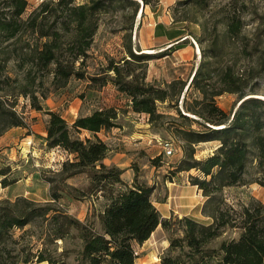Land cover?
Segmentation results:
<instances>
[{
    "label": "trees",
    "instance_id": "16d2710c",
    "mask_svg": "<svg viewBox=\"0 0 264 264\" xmlns=\"http://www.w3.org/2000/svg\"><path fill=\"white\" fill-rule=\"evenodd\" d=\"M141 1L153 8L151 0ZM27 5V0H0V90L16 84L18 95L27 96L32 109L47 115L46 147L73 154L56 172L59 180L85 174L89 184L86 190L66 185L69 195L80 199L100 193L105 205L94 221H81L54 208L61 196L53 188L50 201L45 204L25 197L0 201V264H134L138 258L136 246L145 242L158 226L167 233L168 241L159 256L160 264H264V204L254 197L233 204L223 195L227 187L252 182L264 186V99L245 97L255 94V81L264 74V57H258L257 67L244 65L239 71L234 62L222 63L221 54L226 40H239V47L243 46L240 52L246 59L253 54L242 44L247 40L242 16L247 8L245 2L239 5L238 0H229L220 19L222 32L215 28L211 40L202 47L204 60L187 85L199 96L189 103L183 97V110L192 116L176 107L181 121L166 126L183 152L175 171L195 169L199 173L190 175L189 182L205 198L200 212L208 222L186 215L162 217L151 199L152 186L139 181L136 173L129 184L121 177L123 169L104 163L110 148L97 133L116 126L114 107L79 115L70 124L60 113L44 109L40 102L45 98L43 92L36 94L44 78L54 89L65 87L73 77L86 78L89 85L97 87L110 80L117 91L129 98L132 111L147 115L151 129L157 131L165 118L157 103L170 101L177 105L186 80L173 79L164 86L147 82L146 65L151 54L139 48L135 52L130 33L123 36V55L119 60L105 56L102 75L89 74L83 68L99 15L116 7L132 9L135 15L138 1L42 0L23 17ZM185 39L167 49L183 47ZM9 62L22 70L21 81L7 74L1 76ZM108 72L113 73L110 79ZM225 92L237 94L240 101L230 112L215 101ZM7 101L0 98V135L12 127H27L15 106ZM82 132L89 136L81 137ZM208 141H216V148L203 158H195V146ZM157 160L152 158L151 163L155 165ZM1 184L6 186V180L2 179ZM36 220L45 223L43 247L13 254L8 244L17 243L21 237H15L16 229L23 230ZM58 241L63 242L60 251Z\"/></svg>",
    "mask_w": 264,
    "mask_h": 264
},
{
    "label": "rangeland",
    "instance_id": "374dc122",
    "mask_svg": "<svg viewBox=\"0 0 264 264\" xmlns=\"http://www.w3.org/2000/svg\"><path fill=\"white\" fill-rule=\"evenodd\" d=\"M41 1L27 0L28 5L23 17L37 7ZM86 1L76 0V3ZM137 1L138 10L135 15L132 9L119 7L99 15L98 29L83 68L89 74L102 75L105 56H112L119 60L123 55V36L130 33L134 51L137 52L136 49L139 48L141 52L151 54L146 65L147 82L156 86H164L173 79L186 80L187 84L177 105L170 101L157 103L158 111L165 114V118L161 121L163 125L159 126L157 131L151 129L147 115L132 111L129 98L117 91L110 80L104 86L97 87L94 84L89 85L86 78L73 77L65 87L54 89L48 79L44 78V83L38 87L36 94L43 92L45 98L40 99V102L44 109L60 113L70 124L75 119V115H84L99 108L114 107L117 111V118L116 126L108 130L110 137L106 141L109 148L128 154L131 159L129 167L133 174L136 173L139 181L151 184L149 185L153 187L151 199L161 216L180 218L186 215L201 222H208L209 219L200 212L205 198L199 193L197 187L189 182L190 175L195 176L199 173L195 169L175 171L176 165L183 157V152L180 143L166 129V126L178 124L181 121L176 114V107L183 114H187L183 110L184 96H186L187 103L199 96L193 87L187 88V85L194 71L204 60L202 47L213 37V30L216 28L218 32H222L220 19L229 7L227 6L229 0H151L152 9L151 5H144L141 0ZM242 1L247 6L242 14L245 23L244 34L247 40L242 44L247 45L248 50H251L253 54L246 59L240 52L243 46L239 47V40L235 43L224 41L221 53L223 54L222 63L234 62L239 71L244 68V65L251 64L257 67L258 57H264V0H238V4L240 5ZM158 19H160L159 23ZM178 32H183V35L172 40L173 43L168 42ZM183 39H185L183 47L170 51L167 49L172 44L182 42ZM4 74L20 81L23 78L22 70L15 68L12 62L7 64L1 76ZM112 75V72H108L106 76L110 79ZM253 92L255 94L245 97L254 95L264 99V74H259L257 77ZM0 98L7 99V103L13 104L14 109L24 118L27 127L20 128H27L26 133L29 132V128L30 130L33 128V132L36 135L39 134L47 115L32 109L29 105V98L18 95L16 84L10 85V88L4 91L0 90ZM215 101L218 107L226 112L235 109L240 103L237 94L227 92L216 96ZM116 127L120 129L116 131ZM119 131L120 135L124 136L123 138H127L122 147L118 146L115 141ZM84 136H89V134L82 132L81 137ZM22 138L23 135L18 132L17 127L9 128L0 135V172H2L0 174V201L13 202L18 197H25L38 204H45L50 201V190L53 188L59 190L61 196L53 204L54 208L66 211L81 221L86 219L94 221L97 212L105 205V200L100 193L87 194L85 197L75 199L69 195V188L66 186L86 190L89 184L86 175L79 174L66 181H60L56 172L67 158L56 150L59 148L46 147L43 149L41 145H35L37 148L35 155L32 151L25 153L24 150L33 144L31 140L21 143ZM160 140L172 142V154L163 153L158 143ZM216 145V141L199 143L195 146V158H203L212 153ZM151 157L158 158L155 165L151 163ZM122 161H126V156ZM2 179L6 180V186L1 184ZM223 195L228 202L233 204L238 201L246 202L251 197L264 204V186L256 182L227 187L223 190ZM44 224L41 220H36L23 230L16 229L15 237L20 235L21 237L17 243L8 244L13 254L20 250L35 251L42 248L41 237ZM229 235L234 236L233 233ZM166 236L167 233L158 226L145 242L136 246L138 258L134 264H160L159 256L168 245ZM56 245L60 251L63 242L58 241ZM48 246L53 247V245Z\"/></svg>",
    "mask_w": 264,
    "mask_h": 264
},
{
    "label": "crops",
    "instance_id": "0c3cea01",
    "mask_svg": "<svg viewBox=\"0 0 264 264\" xmlns=\"http://www.w3.org/2000/svg\"><path fill=\"white\" fill-rule=\"evenodd\" d=\"M157 22L159 23L160 22V19L157 20ZM163 23V22H162ZM163 25V24H162ZM169 29V28H167ZM166 30V29H164ZM163 30V33H165V31ZM180 35H176L174 36L172 39H167L168 42L170 43H173L172 40H175L176 38H178ZM75 104V103H74ZM79 107V105L77 106ZM51 110V109H50ZM89 114V113H87ZM77 116L75 115L74 118H76ZM18 129V132L21 133L23 135V138L21 139L23 143L25 140H31L32 142V146H28L26 150H24V152H29L31 153V151L34 153V155L36 154L37 152V148L35 147V145H41V148H45L46 149V132H45V128H44V124L39 132L38 135H36L34 132H33V128H29V132L26 133L27 131V128H20V127H17ZM116 131H118L120 128L119 127H116ZM26 133V134H25ZM112 133V132H111ZM109 134H110V131H100L97 133V135L102 139L104 140L106 143L109 139ZM124 137V136H123ZM121 135H120V131L119 133L117 134V136L115 137V141L118 143V146H121L125 144L126 142V139L127 138H123ZM121 143V144H120ZM108 144V143H107ZM109 146V144H108ZM58 152H60L61 154H63L65 156V158H72L73 157V154H68L67 152L63 151V150H60V149H56ZM126 156V161H122L123 157ZM152 158V157H151ZM131 161V159L129 158L128 154L126 153H120L119 152H116V151H113L112 149L109 150V153L107 155V157L104 159V163L106 164H115L116 166L120 167L121 169H123V173H122V179H124L125 182L127 183H131L132 182V179H133V172L131 170V168L129 167V162ZM151 183V181H150ZM151 185V184H149ZM199 193H201V191L199 190Z\"/></svg>",
    "mask_w": 264,
    "mask_h": 264
},
{
    "label": "built area",
    "instance_id": "2783aa9c",
    "mask_svg": "<svg viewBox=\"0 0 264 264\" xmlns=\"http://www.w3.org/2000/svg\"><path fill=\"white\" fill-rule=\"evenodd\" d=\"M162 151L166 155H170L173 152V144L170 140H160L158 141Z\"/></svg>",
    "mask_w": 264,
    "mask_h": 264
},
{
    "label": "water",
    "instance_id": "95a60500",
    "mask_svg": "<svg viewBox=\"0 0 264 264\" xmlns=\"http://www.w3.org/2000/svg\"><path fill=\"white\" fill-rule=\"evenodd\" d=\"M186 115H188V114H186ZM232 115H233V113H232Z\"/></svg>",
    "mask_w": 264,
    "mask_h": 264
}]
</instances>
